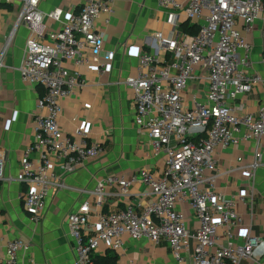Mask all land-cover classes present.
Segmentation results:
<instances>
[{
	"label": "built area",
	"instance_id": "obj_1",
	"mask_svg": "<svg viewBox=\"0 0 264 264\" xmlns=\"http://www.w3.org/2000/svg\"><path fill=\"white\" fill-rule=\"evenodd\" d=\"M39 2L23 0L0 50L1 70L15 32L20 26L28 29L19 71L24 82L43 89L33 115L34 138L20 161V180L28 186L22 203L34 222L43 214L48 192L64 187L55 161L71 173L103 153L101 142L89 138L86 125L71 137L59 125L61 99L81 85L78 71L66 64L104 72L114 56L104 50L96 21L105 15L108 22L115 0H67L49 12L41 11ZM158 4L182 11L198 26L190 35L171 18L172 29L147 38L149 48L139 57L135 73L122 82L132 92L134 123L147 136L153 156L162 158L163 171L156 174L145 165L137 175H107L83 191L78 206L67 215L76 263L93 264L101 248L119 252L122 236L127 235L164 244L175 264H264V234L252 235L250 226L242 232V215L236 209L238 202L251 206L252 198L217 190L215 159L217 149H233L253 139V160L245 165L237 158L230 171L253 177L261 160L264 103L253 114L237 115L233 102L262 83L260 75L251 72V45L244 33L261 26L264 64V0H158ZM50 21L58 28L50 27ZM160 52L165 53L163 58ZM198 80L204 82L205 92L200 98L193 94L188 106L184 91ZM31 150L39 153L38 159L29 158ZM134 182L146 187L140 193L145 203L104 210L109 196L128 197ZM181 201L187 203L192 220L178 209ZM30 249L28 241L11 238L0 253V264H37L28 257Z\"/></svg>",
	"mask_w": 264,
	"mask_h": 264
},
{
	"label": "crops",
	"instance_id": "obj_2",
	"mask_svg": "<svg viewBox=\"0 0 264 264\" xmlns=\"http://www.w3.org/2000/svg\"><path fill=\"white\" fill-rule=\"evenodd\" d=\"M22 2L0 0V50L5 45ZM65 2L67 0H40L38 6L41 11L49 12ZM173 17L179 24L194 22L187 20L182 11L163 9L158 0H115L108 22H105V15L96 21L98 30L103 34L104 50L114 52L112 62L104 72L95 67L76 68L66 64L69 70L78 71L81 85L72 95L61 99L59 125L68 137L74 134L76 128L86 125L89 138L101 142L103 153L71 173L63 171L55 161V172L64 187L48 192L38 222L32 221L30 213L23 207L22 199L28 186L20 180V161L34 138L33 115L43 89L21 79L19 67L29 31L24 26L17 29L7 47L4 67L0 70V253L4 252L9 239L17 238L31 244L28 257L37 264H77L67 215L76 209L84 196L83 191L94 187L98 179L107 175H137L145 165L150 166L156 174L163 171L162 158L153 156L147 136L143 131H138L134 123L132 92L122 82L135 73L139 57L144 49L149 48L147 38L158 31L167 35L172 29ZM48 24L58 28L51 21ZM244 36L251 45V72L260 75L262 83L233 102L237 115L253 114L264 103L261 26L244 33ZM164 56L165 53L160 52V58ZM184 92L185 101L191 106L193 94L200 98L205 92L204 82L198 80ZM261 140V160L253 177L242 171H230L237 158H242L245 165L253 160V139L233 149H217L215 155L217 190L227 196L242 194L252 198L251 206L236 204L243 219L240 229L244 232L250 226L252 235L264 234V135ZM28 156L35 160L39 158V153L31 150ZM145 189L139 182H134L129 188L128 197L109 196L104 210L123 208L125 204H137L139 201L145 203L147 199L140 196ZM113 190L109 188V191ZM178 209L191 219L192 212L186 202L181 201ZM122 241L119 252L101 248L95 256H103L111 251L117 257L114 264H175L164 244L157 246L146 237L131 239L127 235L122 236ZM241 264L254 262L243 261Z\"/></svg>",
	"mask_w": 264,
	"mask_h": 264
},
{
	"label": "trees",
	"instance_id": "obj_3",
	"mask_svg": "<svg viewBox=\"0 0 264 264\" xmlns=\"http://www.w3.org/2000/svg\"><path fill=\"white\" fill-rule=\"evenodd\" d=\"M179 29L187 34L193 35L197 32L198 26L196 23L189 24L187 21L183 22L179 25ZM116 255L111 251H107V253L103 256H94L93 264H114L116 261Z\"/></svg>",
	"mask_w": 264,
	"mask_h": 264
}]
</instances>
